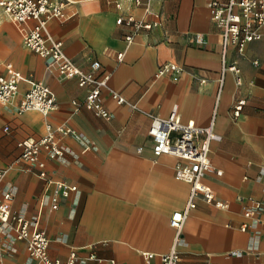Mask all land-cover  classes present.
Here are the masks:
<instances>
[{"label":"crops","instance_id":"0c3cea01","mask_svg":"<svg viewBox=\"0 0 264 264\" xmlns=\"http://www.w3.org/2000/svg\"><path fill=\"white\" fill-rule=\"evenodd\" d=\"M209 2L64 0L67 18L50 19L49 28L81 68L92 71V62L99 61L94 73L110 74L101 101L111 118L85 104L88 85L49 70L46 60L24 43L19 25L0 15V58H5L0 64L12 62L48 84L58 101L49 114L17 112L30 87L24 81L12 102L0 107V169H5L0 200L12 187L14 211L30 216L38 206L42 183L17 162L20 140L40 138L47 122L79 134L56 133L67 147L60 174L77 189L43 217L51 258L65 264L75 251L74 264H161L159 254L171 249L175 237L170 218L185 208L191 183L176 177L177 156L153 155L151 117L145 111L168 116L178 104L184 122L208 126L214 118L222 138L212 143L214 167L204 180L229 203L218 208L197 199L184 224L180 264H264V210L258 212L260 220L245 215L252 198L264 199V27L260 39L242 51L230 46L224 54L222 28L211 18ZM128 15L153 25L128 41L132 27L117 23ZM198 32L202 41L196 40ZM224 59L237 63L240 72L227 70L221 85ZM171 62L180 70L156 73ZM113 90L126 102H117ZM239 100L245 103L235 117ZM0 264H29L26 242L13 232L0 233Z\"/></svg>","mask_w":264,"mask_h":264},{"label":"built area","instance_id":"2783aa9c","mask_svg":"<svg viewBox=\"0 0 264 264\" xmlns=\"http://www.w3.org/2000/svg\"><path fill=\"white\" fill-rule=\"evenodd\" d=\"M137 4H144L145 0H135ZM147 3V2H146ZM119 5V3H117ZM0 8L7 16L17 23L23 35L24 43L39 53L45 60L47 68L62 78L75 77L81 86H89L85 104L97 115L111 118L113 113L101 101L102 91L108 88L110 74L96 75L94 72L100 67L99 61H93L92 71L81 68L64 50V43L56 38L49 28L52 18L65 20L64 0H0ZM211 18L222 28V46L224 54L230 46L242 51L248 42L262 37L264 27V0H210ZM34 23H30V22ZM118 24L125 23L132 27L126 36L132 41L135 34L142 29L152 27L151 22L137 19L133 15L120 16ZM196 40L202 41L203 34L197 33ZM122 59L123 53L118 54ZM170 70H180L177 63L171 62L157 70L163 74ZM227 70L240 72L237 63L227 64L223 60L220 83L224 81ZM28 82L30 87L25 92L16 110L35 109L43 114L56 110L58 101L54 90L43 81L35 80L31 75L24 74L16 68L14 63L0 64V107L12 102L20 89L22 82ZM240 82V78L238 79ZM112 96L119 103H125L126 98L117 91ZM73 103H77L73 100ZM245 100H239L234 108V116L241 113ZM137 107V104H133ZM138 108V107H137ZM145 111V110H143ZM151 117L150 134L152 137V152L155 157L163 154L177 156L180 161L175 165V175L179 179L191 183L187 204L183 210L175 211L170 224L175 229V237L171 249L159 254L161 264H180L181 253L179 246L183 240L184 224L192 208L196 207L197 199L202 198L218 208H228L229 203L219 199L213 189L205 182L206 173L213 170L211 158L212 143L221 140L222 136L215 129L214 118L208 126H199L193 120L184 122L179 113L178 104L173 105L168 116H161L145 111ZM5 129H9L8 126ZM63 135L79 134L62 124L54 126L51 122L46 124V133L40 138H25L19 141L21 154L18 162L26 164V170L34 173L42 183V191L38 197V206L32 214L25 215L12 208L15 196L14 188H7L0 200V222L3 226L0 233L13 232L17 239L24 240L29 253V264H62L59 259L49 256V237L42 226L43 217L55 210L61 203V198L69 196L77 189V184L69 182L61 175L60 162L64 160L67 147L59 140L56 133ZM85 148L90 142L83 138ZM45 154V156H43ZM5 169H0L4 174ZM264 210V199L252 198V204L245 211V215L261 219L258 212ZM94 256V255H92ZM153 254H148V258ZM78 259L73 251L65 264H74Z\"/></svg>","mask_w":264,"mask_h":264},{"label":"rangeland","instance_id":"374dc122","mask_svg":"<svg viewBox=\"0 0 264 264\" xmlns=\"http://www.w3.org/2000/svg\"><path fill=\"white\" fill-rule=\"evenodd\" d=\"M0 15H3L5 18H7V19H9V17L7 16V14L4 12V10L3 9H1L0 8ZM10 20V19H9ZM10 23L11 24H14V22H12L11 20H10ZM15 25V24H14ZM22 36V35H21ZM12 58V55H10V57H8V59H11ZM3 59H5V58H0V61L1 60H3ZM14 61V60H13ZM19 64V63H18ZM19 66H20V64H19ZM20 68H23L22 66H20ZM24 69V68H23ZM25 70V69H24ZM18 162V161H17Z\"/></svg>","mask_w":264,"mask_h":264}]
</instances>
